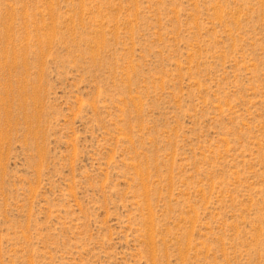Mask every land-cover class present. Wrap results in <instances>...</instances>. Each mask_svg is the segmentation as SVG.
Listing matches in <instances>:
<instances>
[{"label":"rangeland","instance_id":"obj_1","mask_svg":"<svg viewBox=\"0 0 264 264\" xmlns=\"http://www.w3.org/2000/svg\"><path fill=\"white\" fill-rule=\"evenodd\" d=\"M0 264H264V0H0Z\"/></svg>","mask_w":264,"mask_h":264}]
</instances>
